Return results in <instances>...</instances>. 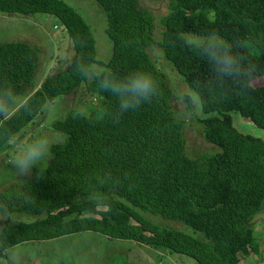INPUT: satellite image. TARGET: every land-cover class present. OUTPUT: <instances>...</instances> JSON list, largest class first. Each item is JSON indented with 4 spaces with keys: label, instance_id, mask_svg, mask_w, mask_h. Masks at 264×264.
<instances>
[{
    "label": "trees",
    "instance_id": "trees-1",
    "mask_svg": "<svg viewBox=\"0 0 264 264\" xmlns=\"http://www.w3.org/2000/svg\"><path fill=\"white\" fill-rule=\"evenodd\" d=\"M97 1L106 11L113 45L107 63L99 59L89 23L64 0H0V12L57 16L73 40L75 57L104 65L119 77L137 69L149 72L160 83L161 94L114 118L118 100L96 81L82 79L74 69L42 78L39 46L0 42V80L11 81L34 101V114L9 122L17 135L34 125L48 106L78 93L85 84L82 88L102 103L90 115L72 111L53 124L68 138L52 145L45 169L0 191V199L10 201V217L36 218L7 220L8 239L17 246L97 232L165 247L194 258L196 264H244L253 256L263 262L251 222L264 207V139L241 133L233 114L264 130V86L254 84L264 76V0H158L171 11L162 19L161 40L155 14L141 9L139 0ZM211 33L237 46L234 51L256 65L251 87L242 90L232 81L223 86L210 83L212 66L188 46L187 36L196 40ZM245 40L252 46L238 47ZM154 45L164 50L188 86L191 95L181 98L186 112L217 151L189 155L187 120L175 110V91L166 73L151 58ZM102 111L108 115L102 117ZM6 145L0 144V152ZM104 173L119 183L109 182L93 194L89 178ZM21 186L33 199L17 194ZM141 212L178 220L197 236L164 228Z\"/></svg>",
    "mask_w": 264,
    "mask_h": 264
},
{
    "label": "rangeland",
    "instance_id": "rangeland-1",
    "mask_svg": "<svg viewBox=\"0 0 264 264\" xmlns=\"http://www.w3.org/2000/svg\"><path fill=\"white\" fill-rule=\"evenodd\" d=\"M64 1L77 9L89 23L96 37L99 59L106 63L109 62L113 53V45L107 32L108 18L103 6L97 0ZM139 6L141 9L151 10L155 14L157 38L161 40L164 30L162 19L171 12H169L168 4L158 0H139ZM187 37L190 41L194 40L191 35ZM10 41H23L41 48L40 76L42 78L68 70L62 57L75 56L73 40L62 26L60 19L54 15L40 13L34 16H24L0 12V42ZM150 55L158 67L166 73L169 83L175 91V110L187 120L185 134L189 155L197 157L200 154L217 151L218 147L205 140L202 127L195 123L186 112L185 104L181 98L191 95V92L183 78L166 59L164 50L158 45H154L150 48ZM95 67L98 71H106L104 65L97 64ZM254 84L255 86H264V76L258 78ZM82 87L78 93L60 98L56 103L48 106L43 115L34 122V125L25 128L19 135L25 140L37 135L44 136L51 145L65 141L68 136L54 129L53 124L72 111L90 115L102 104L100 98L92 96L86 88ZM196 100L198 99L196 98ZM197 113L199 115V112ZM233 116L241 133L264 139V130L251 120L237 114H233ZM10 157L11 151L6 145L0 152V191L15 182L25 181L35 172L40 171L38 168H33L30 174L17 177L12 166L7 163ZM141 214L148 221L164 228L197 236L191 227L178 220L166 219L152 212H141ZM7 220L18 223L32 222L36 218L28 215H13ZM6 221H0V224H4ZM251 225L255 228L256 237L261 244V255L264 256V207L253 218ZM15 247L23 250L24 264L62 263L65 261H74L76 264H196L194 258L172 252L165 247H155L131 240L110 239L97 232H82L47 241L27 242ZM0 264H3L2 258H0ZM244 264H264V261L260 262L259 257L253 256L247 259Z\"/></svg>",
    "mask_w": 264,
    "mask_h": 264
},
{
    "label": "clouds",
    "instance_id": "clouds-1",
    "mask_svg": "<svg viewBox=\"0 0 264 264\" xmlns=\"http://www.w3.org/2000/svg\"><path fill=\"white\" fill-rule=\"evenodd\" d=\"M187 43L212 66L210 83L223 86L225 82L232 81L242 90L248 89L254 83L257 75L256 65L238 51H234L237 46L217 33ZM251 46L252 42L245 40L238 47ZM62 60L66 69H74L82 79L96 81L100 89L111 92L117 98L118 108L112 114L114 118L129 110L138 109L161 94L160 83L149 72L137 69L119 77L110 70L98 71L92 61L83 57L63 56ZM34 112L31 96L18 91L11 81L0 80V144L8 145L11 157L7 163L12 166L17 177L30 174L33 168L42 172L45 169L44 163L51 156L52 145L46 137L37 135L25 140L9 126V122L14 118L28 116ZM105 115L108 113L102 111L101 116ZM89 182L91 191L95 194L102 191L109 182L119 183V180L113 178L110 173H104L90 177ZM17 194L25 199H33L32 194L27 193L23 186ZM9 204L7 199H0V221H6L11 216ZM98 204L103 206L102 202ZM24 257L23 250L15 247L8 239L5 224H0V258L3 264H24Z\"/></svg>",
    "mask_w": 264,
    "mask_h": 264
}]
</instances>
